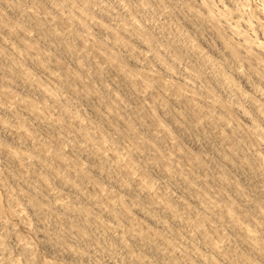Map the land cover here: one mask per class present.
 Returning a JSON list of instances; mask_svg holds the SVG:
<instances>
[{
  "label": "rangeland",
  "instance_id": "374dc122",
  "mask_svg": "<svg viewBox=\"0 0 264 264\" xmlns=\"http://www.w3.org/2000/svg\"><path fill=\"white\" fill-rule=\"evenodd\" d=\"M0 264H264V0H0Z\"/></svg>",
  "mask_w": 264,
  "mask_h": 264
}]
</instances>
